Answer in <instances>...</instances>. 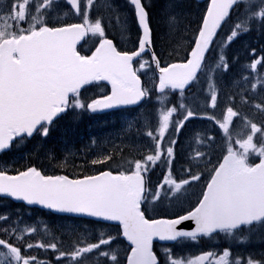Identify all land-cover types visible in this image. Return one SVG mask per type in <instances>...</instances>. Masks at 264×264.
<instances>
[{
	"label": "snow or ice",
	"instance_id": "1",
	"mask_svg": "<svg viewBox=\"0 0 264 264\" xmlns=\"http://www.w3.org/2000/svg\"><path fill=\"white\" fill-rule=\"evenodd\" d=\"M67 3L62 19L60 0H0V156L27 151L22 167H0V198L41 206L63 219L115 222L117 233L102 231L91 242V229L85 226L82 233L72 225L66 251L55 236L48 243L31 242L37 227L21 228L22 219L0 214V264H51L31 254L34 249L57 253L56 264H86L91 254L109 264H264V252L242 255L225 247L182 256L174 250L221 234L264 239V122L233 106L237 100L249 104L257 86L264 90V47L251 49L250 63L236 76L240 58L229 54L243 35H264V0H206L195 20L184 0H165L166 25L187 41L167 53L171 59L154 46L152 0H124L116 7L106 0V8L124 14L122 34L130 31L129 20L136 26L131 49L110 38L95 0ZM89 36L96 42L84 52L81 41ZM145 70L154 73L148 83L141 79ZM99 82L110 84V92L87 96L88 86ZM153 99L152 110L138 111ZM252 107L264 115V100ZM111 109L128 113L118 136H146L148 143L137 144L139 155L128 158L120 146L108 150L93 138L86 148L96 146L94 158L84 150L82 162L75 163L69 146L75 128L60 129L62 121ZM198 121L210 122L216 134L189 127ZM57 130L65 145L62 161L47 146ZM181 154L184 163L174 174ZM159 163L167 171L153 184L150 173ZM199 182L202 190L190 207L173 218L152 215L165 201L182 205ZM119 236L129 242L123 260L112 250ZM157 240L172 246L160 255Z\"/></svg>",
	"mask_w": 264,
	"mask_h": 264
},
{
	"label": "trees",
	"instance_id": "2",
	"mask_svg": "<svg viewBox=\"0 0 264 264\" xmlns=\"http://www.w3.org/2000/svg\"><path fill=\"white\" fill-rule=\"evenodd\" d=\"M152 3L155 5V7L152 9V25H153V30L156 32L155 36L157 37V41H160V43H161L160 48L164 49L165 52L168 53V52L172 51V49L174 47H177L181 42H183L186 45L187 41L183 40V37H182V34L180 33V31L177 30L176 34H174L175 36L173 34H171L170 37H168L167 31H165L166 29H169L165 23L163 15H162V6L164 5L165 0H152ZM185 6H186L185 7L186 11H188L191 14L190 18L192 20H195L198 18L199 11L203 8L204 4H199L195 0H186ZM193 27H194V25H193ZM225 31H227V30H225ZM184 35H187V34L185 33ZM245 35L246 36L248 35V36L246 37ZM245 35H243L242 37L237 39L238 44H241V41L246 40V38H250L251 40H252V38L253 39L258 38L260 33L253 31L252 33H250V35L249 34H245ZM262 39H263L262 40L263 44L261 43V45L264 47V37ZM235 44H236V42L231 44V46H230L229 54L231 56L236 55L233 52ZM239 58H240V65H237L233 69L232 76H236L241 71V65L244 62V58H242V57H239ZM244 74H246V73L244 72ZM232 76L228 77L229 81L231 80ZM249 96L252 97L251 92L249 93ZM252 104H253V99L251 98L249 104H247V105L243 104L239 100H237V102L233 106L236 107L238 110H241L245 114L248 113L249 117L252 118L254 120V122H256L258 124L264 122V119H262L260 115H258V114L254 115V114L250 113V111H252V109H253ZM86 119H87V115H86V117H84V119H79L78 121L73 122L72 119L69 117L65 121H62V123L60 125V129L75 128V132L72 133V135H71V144L69 145L70 147H72V149H75V150L79 149L83 145V142H81V140L84 139L87 141L89 133H93V135L97 139H100L101 136L110 135L111 134L110 132L113 129H115V128H113V127H115V123L113 124V126L109 125V122H107L108 121L107 116H105V117L104 116H92L88 120H86ZM80 125H82V126H80ZM88 125H90V128L92 129L91 132H88V130H87ZM117 125H118V123L116 121V126ZM90 128H88V129H90ZM61 136H62V132L60 130H57L50 138L47 139V146H48V148L52 149L55 152V154L58 157H60V160L62 161L63 155H64L63 149H64L65 145L61 139ZM29 147H31V146H29ZM22 154L26 156L27 151H25L24 153H20V152L9 153L6 156H1L0 157V167L9 166L11 163L13 164V162L16 161L15 160L16 155H22ZM124 154L126 155V153H124ZM128 155L131 158L134 157L133 153L128 154ZM71 160H72V158L69 157V161H71ZM75 163L79 164V162L76 159H75ZM99 167L100 166H96V168H99ZM69 170H71V168H69ZM90 170H95V169H90ZM20 207H21V212L18 213L17 218L22 219L24 222V223L19 225L21 228L35 226L38 229V231L36 233L40 234L42 231L43 234H47L44 236H46L50 240H52L53 236H56L54 229L51 228V224L57 219L56 216H53L51 213H48V212H42L39 210L29 209V208L25 207L24 205H20ZM14 208H15V204H13L12 202H10L8 200L0 199V214H2L3 212H11V210H14ZM12 214L13 213L11 212L8 216L12 220H16L17 219L16 217H11ZM24 216H25V219H24ZM154 217L157 218L159 216L154 215ZM56 221H59V223L62 225V227H64V229L70 228L72 225H76L75 222H71V220H68V219H60L59 218V220H56ZM5 226H8V225H5ZM45 226H48V229H47L48 231H46ZM81 226L83 227L82 224H81ZM113 229H114V231H117L116 228H113ZM36 242H38L37 239H36L35 243ZM51 253H53V252L51 251Z\"/></svg>",
	"mask_w": 264,
	"mask_h": 264
},
{
	"label": "rangeland",
	"instance_id": "3",
	"mask_svg": "<svg viewBox=\"0 0 264 264\" xmlns=\"http://www.w3.org/2000/svg\"><path fill=\"white\" fill-rule=\"evenodd\" d=\"M95 2H96V8H95L94 11H98L101 15L104 14V13H106V12H108V14H109L110 17L108 15H106V17H108V19H109L108 20L109 28H111V32L116 36V38L121 39L122 38V35H123L122 32H121V23L123 22V19H124L123 12L122 11L121 12H113V11H110L105 6L106 5V0H95ZM111 2L113 4V7H116V6L122 5L124 3V0H111ZM60 3H61V9L59 10V15H60V18L63 19L64 18V13L67 12L70 8L67 6L66 0H60ZM68 18L72 19L73 17L71 15H69ZM129 28H131L132 32L135 30L134 24H132L130 20H129ZM165 31H167L168 37H170L171 34H173V35L176 34V32H177V31H170V29H166ZM262 36L264 37V35H261L260 34L259 35V39L258 38H255V39L252 38V40H251L250 38L249 39L247 38L246 40L241 41V44H239V48L237 49V53L240 54V56L242 58H244V62L242 63L241 67L243 65H246V64L250 63L249 56L251 54V49L252 48H256L257 51H259V49L261 47H263L262 45H259L260 42L263 40L262 39ZM91 41L94 42L95 41V38H92ZM121 43H123V42H121ZM157 52H158V55H159V51H157ZM160 55L163 57V59H170V57L167 56V53L165 51H163L162 48H160ZM245 73H246L245 75H247V71H245ZM260 90H261V88H257V90H255V91L258 92ZM105 91H106V88L105 87L97 86L93 90L88 91L86 93V95L89 96V97H92V96H96V95L103 94V93H105ZM251 98L253 99V102L254 103L261 102L262 100H264V90H261V92H260V98L256 95V93H254ZM250 113H252V114H259V112H257V111L256 112L250 111ZM260 116H261L262 119H264V116L263 115H260ZM126 119L127 118L126 117L124 118V116L121 117L122 127H126L127 126L125 124ZM144 130L147 131L148 129H144ZM133 131H135V130L133 129ZM117 134L118 133L106 135V136L102 137L100 140H97V142H98V144L99 143H102V142H106L105 147L108 150H112L114 145H118L119 146L118 142L119 143H122L123 142V137H119ZM81 142H84L85 143L82 146L81 149H77V150L73 149L74 152H76V158L75 159L79 163L82 162L81 159H80V155H81V152L82 151L87 150L88 153H89V159H91V158H94V156H93V150L96 149V146H94V145L91 146V149L86 148V146H89L90 145V142L89 141H86V140L82 139ZM146 143H148V142L147 141L146 142H143V144H146ZM26 162H27L26 160H22L21 159V155H16V161L13 162V164H11L9 166H6V167H9V168H19V167H22L23 164L26 163ZM20 208L21 207L18 206V207H15L14 210H11V212L13 213L11 215V217H16L17 218L18 217V213L21 212ZM11 212H3L2 214L9 215ZM24 219H25V216H24ZM51 228H53L54 231H55V235H56L55 237L61 239L63 241V243H65L66 238L70 237V235H68L70 228L64 229V227H62V225L59 223V221H56L55 220L51 224ZM45 229H48V226H45ZM102 231L112 233L111 230L106 229V228H99V229H97V232H102ZM31 235L33 236L34 239H37V240H47V241L49 240L46 236H44V235H47V234H43L42 231H41L40 234L39 233H34V234H31ZM94 237H97V236H94ZM88 238L91 240V242H95V239H93L91 237H88ZM102 247H104V250H108L107 246H102ZM123 249H124V245L118 239L115 240V241H113L112 250L118 252V257L119 258L121 257V251ZM192 249H190L189 255L196 254L197 250L194 249V248H192ZM108 262L109 261L107 260V258L98 257L95 254H91L87 258V260H86V264H108Z\"/></svg>",
	"mask_w": 264,
	"mask_h": 264
},
{
	"label": "flooded vegetation",
	"instance_id": "4",
	"mask_svg": "<svg viewBox=\"0 0 264 264\" xmlns=\"http://www.w3.org/2000/svg\"><path fill=\"white\" fill-rule=\"evenodd\" d=\"M148 57H145V59H147ZM107 90L108 87H106ZM200 103L202 104V102L200 101ZM157 102L155 101V99L152 100L151 104L145 105L144 108H139L138 111L140 110H152L153 105H156ZM158 108V105H157ZM215 114L217 116L220 115V110H216ZM206 126H204L203 128H208V129H213V125L210 122H204ZM189 127H196L198 129L202 128L201 122H196L194 125H189ZM213 134H216L215 130L213 129ZM217 139L219 140V135L217 136ZM177 160L180 161V166H174V174L175 172H179L181 164L184 163V160L182 158V154L181 156H178ZM166 167H163L162 165H160V163L158 164V166L156 168L153 169L152 173H150V177H151V181L153 184H157L159 182L162 181L163 176L166 174ZM203 184L202 182L197 183L196 185H194L192 188H190L188 190V192L186 193V196L183 200L182 205L181 204H177L175 202H169V201H165L163 204H159L156 207V211L158 213V215L160 217L163 218H173V214L176 212H180L183 209H180V211H178V207L183 208L184 206H187L191 200L195 203L197 197L199 196L201 190H202ZM154 212V211H153ZM90 236V235H89ZM88 236V237H89ZM33 237V236H32ZM92 237V236H91ZM258 237L259 236H253L251 237L249 240L245 241V240H231V239H227L225 238L222 234L219 236L214 237L213 239H208V238H202L200 241L198 242H190L187 243L185 245H181V246H176L175 247V251L177 253H182L184 251H187L189 249H196L197 252L196 254H200L203 251H208V250H220L223 249L225 247L230 248L231 251H233L234 253L239 252L242 255H248V254H253V253H260L261 251H264V246L260 249H256V243L258 241ZM203 239H204V244H203ZM73 237H68L65 241V243H63V250H69L71 243H72ZM34 243V238H32V241ZM203 244V245H202ZM172 245H162L163 248H160V251H158V254L162 255L164 248L165 247H171ZM202 246H207V248H202ZM245 248L246 252H242V250ZM128 247H124V249L121 251V257L120 259L123 260L126 252H127ZM193 250V249H192ZM190 252V251H189ZM31 254L36 255L38 257V259H45V260H49L48 258L42 257L39 254V250L34 249L31 250ZM50 261V260H49ZM52 264H56V262L52 263ZM109 264V262H108Z\"/></svg>",
	"mask_w": 264,
	"mask_h": 264
},
{
	"label": "water",
	"instance_id": "5",
	"mask_svg": "<svg viewBox=\"0 0 264 264\" xmlns=\"http://www.w3.org/2000/svg\"><path fill=\"white\" fill-rule=\"evenodd\" d=\"M198 2H205L206 0H197ZM83 41H81V43H82ZM79 46V45H78ZM103 83H105V84H107V85H109L110 86V84H108L107 82H103ZM110 88H111V86H110ZM115 110H118V109H111V110H105V111H103V112H97V114H103V113H108V112H111V111H115ZM91 113V112H90ZM92 114H95V113H92ZM11 200V199H10ZM13 202H15V203H23V204H25L24 202H18V201H14V200H12ZM26 205V204H25ZM27 206V205H26ZM27 207H30V208H38V209H40V210H43V211H48V212H50V210H47V209H44V208H42L41 206H27ZM50 213H53V212H50ZM54 215H58V216H62V214H59V213H53ZM83 219H89V220H91V218H83ZM107 224H111V225H114L115 224V222H106ZM125 240H126V238H124ZM127 241V240H126ZM128 242V241H127ZM155 243H161V244H168V243H170V244H172V242H165V241H159V240H157V241H154V244ZM128 244H129V242H128Z\"/></svg>",
	"mask_w": 264,
	"mask_h": 264
},
{
	"label": "bare ground",
	"instance_id": "6",
	"mask_svg": "<svg viewBox=\"0 0 264 264\" xmlns=\"http://www.w3.org/2000/svg\"><path fill=\"white\" fill-rule=\"evenodd\" d=\"M155 34H156V32H155ZM250 35V34H249ZM246 36V35H245ZM248 36V35H247ZM246 36V37H247ZM161 37V36H160ZM262 38H263V36H262ZM247 39V38H246ZM249 39V38H248ZM258 39H259V37H258ZM155 40L157 41V37L155 36ZM246 42V41H245ZM263 41H261L260 42V44L259 45H261V43H262ZM263 44V43H262ZM258 45V44H257ZM260 47V46H259ZM260 121V120H259ZM262 121V120H261ZM85 123V122H84ZM81 124V123H80ZM90 124V123H89ZM73 125V124H72ZM80 126H82V125H80ZM93 126V125H92ZM79 129V128H78ZM87 130H88V128H87ZM88 135V134H87ZM85 138V137H84ZM262 252V251H261ZM264 252V251H263Z\"/></svg>",
	"mask_w": 264,
	"mask_h": 264
}]
</instances>
